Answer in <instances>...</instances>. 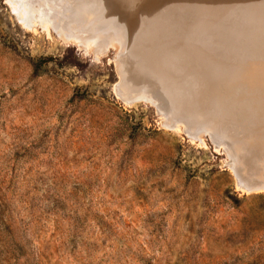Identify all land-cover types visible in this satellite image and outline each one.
I'll return each instance as SVG.
<instances>
[{"label":"rangeland","instance_id":"obj_1","mask_svg":"<svg viewBox=\"0 0 264 264\" xmlns=\"http://www.w3.org/2000/svg\"><path fill=\"white\" fill-rule=\"evenodd\" d=\"M124 2L0 0V264H264V0Z\"/></svg>","mask_w":264,"mask_h":264},{"label":"bare ground","instance_id":"obj_2","mask_svg":"<svg viewBox=\"0 0 264 264\" xmlns=\"http://www.w3.org/2000/svg\"><path fill=\"white\" fill-rule=\"evenodd\" d=\"M108 1V0H107ZM108 3V2H107ZM124 5H127L128 6V10H130V11H134V8L137 6V2H136V0H125V2L123 3ZM108 5V4H107ZM119 7V6H118ZM123 7H125V6H123ZM184 7V6H183ZM187 6H185V8H186ZM159 8V7H158ZM118 9V8H117ZM137 9V8H136ZM169 9V8H168ZM184 9V8H183ZM187 9V8H186ZM119 10H120V8H119ZM170 10V9H169ZM173 10V9H172ZM188 10H189V8H188ZM175 11V10H174ZM190 11V10H189ZM193 12V11H192ZM175 13V12H174ZM179 13V12H178ZM180 14V13H179ZM182 14V13H181ZM198 15H199V13H198ZM201 16V15H200ZM194 17V16H193ZM110 19V18H109ZM264 23V22H263ZM183 25V24H182ZM258 25V24H257ZM259 27H261V26H264L262 23H259V25H258ZM58 29V28H57ZM61 29V28H60ZM235 50V49H234ZM230 51V50H229ZM233 51V50H232ZM221 52V51H220ZM231 53V52H230ZM221 54H223L222 52H221ZM228 55H229V53H228ZM219 56H221V55H219ZM226 57V56H225ZM229 58V57H228ZM227 59V58H226ZM118 67H119V65H118ZM194 69V68H193ZM118 70V69H117ZM195 70V69H194ZM196 71H197V69H196ZM199 71V70H198ZM119 72V71H118ZM121 72V71H120ZM197 74H199L200 75V72H198ZM202 74V73H201ZM256 79V78H255ZM118 83H120V82H118ZM117 87H118V85H116ZM262 86V85H261ZM263 87V86H262ZM264 88H262V90H263ZM259 94V93H258ZM262 94V91H261V93H260V95ZM264 94V93H263ZM142 97H146L144 94L143 95H141V98ZM148 97V96H147ZM146 97V98H147ZM148 100V99H147ZM149 101V100H148ZM151 101V100H150ZM154 102H155V100H154ZM222 116V115H221ZM244 121L246 122V120L244 119ZM243 122V121H242ZM244 124V123H243ZM245 124H247V122L245 123ZM249 124V123H248ZM250 125V124H249ZM238 176V175H237ZM238 179V178H237ZM239 180V179H238Z\"/></svg>","mask_w":264,"mask_h":264}]
</instances>
